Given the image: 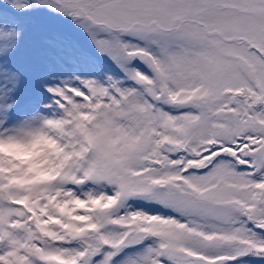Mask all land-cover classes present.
Instances as JSON below:
<instances>
[{
  "label": "snow or ice",
  "instance_id": "1",
  "mask_svg": "<svg viewBox=\"0 0 264 264\" xmlns=\"http://www.w3.org/2000/svg\"><path fill=\"white\" fill-rule=\"evenodd\" d=\"M0 264H264V0H0Z\"/></svg>",
  "mask_w": 264,
  "mask_h": 264
}]
</instances>
